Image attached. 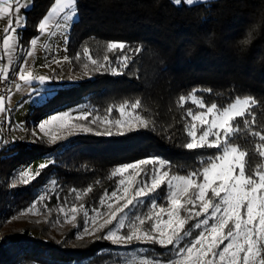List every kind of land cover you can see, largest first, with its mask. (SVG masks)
Returning a JSON list of instances; mask_svg holds the SVG:
<instances>
[{
  "label": "trees",
  "instance_id": "16d2710c",
  "mask_svg": "<svg viewBox=\"0 0 264 264\" xmlns=\"http://www.w3.org/2000/svg\"><path fill=\"white\" fill-rule=\"evenodd\" d=\"M54 1L31 0L26 27L19 30L25 48L38 35L37 24ZM78 12L66 43L72 73L84 75L83 60L72 59L83 46L93 56H102L109 41L127 42L133 48L142 45L143 51L125 75L92 73L70 86L60 83L51 97L32 106L27 122L81 104L103 113L124 99L140 96L157 121L156 130H125L124 135L111 136L82 133L56 144L41 138L32 144L15 140L0 148V226L20 219L40 196L49 197L38 204L44 224L9 225L0 232V264H128L134 258L157 256L163 250L155 245H118L97 239L105 230L93 238L78 239L80 229L70 227L58 230L56 236L52 229L59 217L57 209L73 203L89 210L98 207L105 191L110 194L117 187L120 177H111V172L118 166L155 156L168 161L173 173L186 174L199 167L197 154H214L216 149L183 147L188 138L184 110L174 104L178 95L211 88L213 93L203 94L208 101L216 93L223 94L218 98L221 103L252 94L264 105V0H211L191 6H177L172 0H78ZM258 18V37L245 49L238 41ZM21 62L18 58L17 65ZM253 111L259 129L264 126V110ZM241 144L253 148L251 143ZM43 155L52 163L40 177L28 185L12 183L19 167ZM251 159L259 162L255 155ZM49 179L58 182L55 191L47 184ZM89 187L92 191L76 200V193L83 194ZM158 203L167 206L163 200ZM135 211L147 212V202ZM76 222L82 227V213Z\"/></svg>",
  "mask_w": 264,
  "mask_h": 264
},
{
  "label": "snow or ice",
  "instance_id": "6c2138e0",
  "mask_svg": "<svg viewBox=\"0 0 264 264\" xmlns=\"http://www.w3.org/2000/svg\"><path fill=\"white\" fill-rule=\"evenodd\" d=\"M172 2L179 6L182 0ZM198 2L200 0H183L187 5ZM28 7L30 0L23 3L0 0V21L4 22L0 29V91L5 93L0 94V114L8 112L6 105L11 101L13 87L19 92L35 81L43 84L50 79L34 75L29 60L35 58L38 48L50 51L52 38L59 35L66 40L79 14L78 0H55L37 24L38 35L30 38L25 48L20 44L22 34L18 30L26 27L21 9ZM103 47L102 56H93L90 48L83 46L72 58L77 62L83 60L85 76L92 73L125 75V70L130 69L135 57L143 51L142 45L133 48L123 41H109ZM4 58L6 63H2ZM18 58L22 60L19 65ZM62 60L71 62L68 56ZM52 63L59 64L61 59H53ZM204 93L211 94L213 89H191L178 95L174 104L184 110L183 127L188 139L183 147L216 149V152L207 157L197 154L199 167L186 174L173 173L168 161L155 156L114 168L111 177H120L117 187L110 194L105 191L98 207L89 210L75 203L58 207V215H63L64 222H76L77 216L83 214L82 227L73 223L80 229L76 233L78 239L96 236L112 225L97 239L123 245L135 241L163 250L155 257L134 258L128 264H264V126L257 128V113L253 111L264 110V105L252 94L236 95L229 102L221 103L218 98L222 93H216L213 101L206 100ZM186 105L192 107L186 108ZM53 125L68 135L111 136L124 135L125 130L155 131L157 121L142 97L137 96L134 100L124 99L103 113L81 109L51 115L38 124L40 133L49 137L51 143L61 138L59 133L50 132ZM241 141L253 144V148L244 147ZM8 143L13 142L0 139V148ZM253 155L259 162H253ZM50 163L40 164L35 173L30 167L21 170L16 182L28 185L40 177ZM57 183L55 179L47 182L51 191L56 190ZM162 188L166 189L163 194L159 191ZM91 191L89 187L83 194L77 192L76 200ZM48 198L40 196L21 215H39L38 204ZM158 200H163L167 206H161ZM146 202L148 211L138 214L135 210ZM103 216L107 219L97 227ZM124 229L127 231H121Z\"/></svg>",
  "mask_w": 264,
  "mask_h": 264
},
{
  "label": "rangeland",
  "instance_id": "374dc122",
  "mask_svg": "<svg viewBox=\"0 0 264 264\" xmlns=\"http://www.w3.org/2000/svg\"><path fill=\"white\" fill-rule=\"evenodd\" d=\"M209 1L211 0H207V2ZM207 2H203V0H200V2L198 3H207ZM181 4L187 5L186 3H183V0ZM187 6H191V5H187ZM75 19H77V17ZM68 33H67L66 40L64 39V37L59 36V35L51 39V43L54 47V48L52 47L54 49V54H52V57H54V59H59V58H63L64 56H67L66 43L68 40ZM50 68L53 70L52 72H49L48 69H41V70L43 72L45 71L47 74H50V73L57 74V78L59 79L58 84L65 82V84H67L66 86H70L73 83H77L87 78V76L85 75H82L79 73L78 74L72 73L70 63L66 61H64L63 63V60H62V64L60 68H58V66L57 67L51 66ZM57 87L60 88L61 84L54 88H57ZM54 88L53 89H40V88L37 89V87H35L33 94L25 98L20 103H18L17 106L14 108V110L11 112V114L5 113L3 116H1L0 118V139H3L4 141H11V142L15 140L25 141L29 144H32L37 138H41L44 141H46V143L48 144H56L59 142H65L69 138L74 137L78 134H82V133H77L74 135H68L66 131L59 129L58 126L56 125H53V126H50V132L59 133L61 138L58 139L55 143H51L49 137H45L43 133H40L38 124L48 119L51 115L61 113L63 111H71V110L79 111L81 109H90L85 104L66 108L58 112H55L53 114L47 115L39 120H36V121L29 120V122H27V120L29 119V114L31 112L32 106L39 105L43 103L47 98L51 97L52 94L55 92ZM17 125L19 127H17ZM33 132H35V135H33ZM50 161H51V158L49 156L43 155V156H40L22 165L12 175V183H15V184L17 183L16 178L18 177V174L21 170H25L30 167L32 172L35 173L40 164L49 163ZM18 184H21V183H18ZM104 219H107V216H103L98 220L97 227L99 226V224L103 223ZM58 220H59V223H56V226L52 229V232L56 236L60 235L58 233V230H61V229L63 230V229H67L70 227H74L73 223H77V222H64L63 215H59ZM44 223H45V220L43 219L41 215L24 214L22 215L20 219L7 220L5 225L0 226V232L7 229L9 225H12L13 227H22L28 224H44ZM110 227H112V225H109L104 230L107 232L108 228ZM99 233L100 232H97L96 235H98ZM93 237L95 236H85L84 238H93ZM132 243H135V241ZM118 245H123V244H118Z\"/></svg>",
  "mask_w": 264,
  "mask_h": 264
},
{
  "label": "crops",
  "instance_id": "0c3cea01",
  "mask_svg": "<svg viewBox=\"0 0 264 264\" xmlns=\"http://www.w3.org/2000/svg\"><path fill=\"white\" fill-rule=\"evenodd\" d=\"M21 2L23 3L24 0H21ZM54 3H55V1H54ZM30 6H31V0H30ZM29 8L30 7H28L27 9H21V15L25 17V12ZM3 27H4V22L0 21V29H2ZM43 39L44 38H42V40ZM0 47H2V44H0ZM53 48L50 51H45L42 48H38V50L36 52V55H35V58L29 60V63L31 65V68H32V71H33L34 75H44V76L50 77V79H48L43 84L39 83L38 81H35L33 83V85H31V86H25V90H21L19 92H17L16 90H14L13 91V94H12V98H11L10 103H8L6 105L7 108H8V112H7L8 114L9 113L11 114V112L14 110V108L17 106L18 103H20L25 98H27L30 95H32L33 92H34L35 87H37V89H39V88L40 89H53L54 87H56L58 85L59 79L57 78V74H54V73L47 74L45 71L43 72L41 70V69H48L49 72H52L53 70L50 68L51 66H56V67L58 66V68H60V66L62 64V58H59V59H61V63H59V64L52 63V61L54 59V57H52V54H54V49ZM2 63H6V58H4V60L2 61ZM63 63H64V61H63ZM46 64L49 65V66L48 67H43L42 66V65H46ZM16 70L18 71V68ZM3 115L4 114H0V118Z\"/></svg>",
  "mask_w": 264,
  "mask_h": 264
},
{
  "label": "clouds",
  "instance_id": "9594fccd",
  "mask_svg": "<svg viewBox=\"0 0 264 264\" xmlns=\"http://www.w3.org/2000/svg\"><path fill=\"white\" fill-rule=\"evenodd\" d=\"M262 16H264V13H262ZM261 27V20L258 18L251 26L250 28L245 30V37L238 41V44L243 45L246 49V47L250 46L251 43L258 37L259 31ZM249 33H251V36L249 38ZM241 41H245V43H241Z\"/></svg>",
  "mask_w": 264,
  "mask_h": 264
},
{
  "label": "built area",
  "instance_id": "2783aa9c",
  "mask_svg": "<svg viewBox=\"0 0 264 264\" xmlns=\"http://www.w3.org/2000/svg\"><path fill=\"white\" fill-rule=\"evenodd\" d=\"M10 77H11V72H10ZM17 82H18V80H17ZM15 90V88L13 87V89H12V92ZM0 94H5V93H3L2 91H0Z\"/></svg>",
  "mask_w": 264,
  "mask_h": 264
}]
</instances>
